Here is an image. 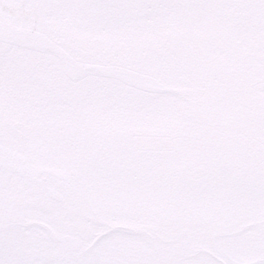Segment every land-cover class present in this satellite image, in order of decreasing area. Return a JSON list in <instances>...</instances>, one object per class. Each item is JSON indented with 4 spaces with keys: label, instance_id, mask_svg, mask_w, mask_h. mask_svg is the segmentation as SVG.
<instances>
[{
    "label": "snow or ice",
    "instance_id": "obj_1",
    "mask_svg": "<svg viewBox=\"0 0 264 264\" xmlns=\"http://www.w3.org/2000/svg\"><path fill=\"white\" fill-rule=\"evenodd\" d=\"M0 264H264V0H0Z\"/></svg>",
    "mask_w": 264,
    "mask_h": 264
}]
</instances>
